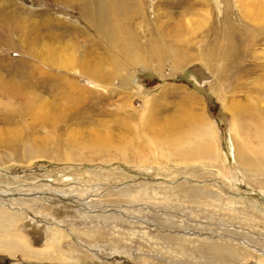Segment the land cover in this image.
Returning a JSON list of instances; mask_svg holds the SVG:
<instances>
[{"label":"rangeland","instance_id":"374dc122","mask_svg":"<svg viewBox=\"0 0 264 264\" xmlns=\"http://www.w3.org/2000/svg\"><path fill=\"white\" fill-rule=\"evenodd\" d=\"M262 159L264 0H0L1 264L75 230L90 264H264Z\"/></svg>","mask_w":264,"mask_h":264},{"label":"crops","instance_id":"0c3cea01","mask_svg":"<svg viewBox=\"0 0 264 264\" xmlns=\"http://www.w3.org/2000/svg\"><path fill=\"white\" fill-rule=\"evenodd\" d=\"M56 228V227H55ZM69 235L71 236V244L68 245L65 249L63 248H59L58 247V251L55 254V258L56 259H60V258H64L67 260L66 261H60V260H45V261H41L39 262V264H90L91 261V252L89 250H83L81 249V247L79 245L82 244H88L90 243V231H86V230H75L74 232L69 233ZM59 237V241L61 242L62 240V233L60 231V233L58 234ZM174 246H180L183 247V253H187V250L189 249L187 243H180V241L178 242V245H174ZM171 247L173 248L172 244H166L161 246V249L158 250L157 252V257L159 258L157 261V264H194L192 259L188 260L187 257L183 254V257H181L179 260L175 261L172 259L171 257V253L173 252H168ZM37 248H41L37 247ZM188 248V249H187ZM221 249H223V247L219 246L217 249L218 254H224L223 251H221ZM127 254L125 255L127 259L122 258L125 263L126 262H132L129 261L131 258H135L136 255L133 251L126 252ZM143 255V260L144 264H155L154 260L156 259V251L154 250V247L151 245H147L145 251H142L141 253ZM19 256H21V252H19L18 254ZM17 255V256H18ZM45 257V256H44ZM48 259H52V256L50 257H46ZM6 259V258H5ZM12 259V258H10ZM14 260V259H12ZM132 260V259H131ZM136 260V259H134ZM56 261V262H54ZM217 264H229V260H228V256L224 255V256H220L217 259ZM64 262V263H63ZM1 264V263H0ZM200 264H210L209 262L205 263V262H201Z\"/></svg>","mask_w":264,"mask_h":264},{"label":"bare ground","instance_id":"6f19581e","mask_svg":"<svg viewBox=\"0 0 264 264\" xmlns=\"http://www.w3.org/2000/svg\"><path fill=\"white\" fill-rule=\"evenodd\" d=\"M70 2V1H69ZM72 2V1H71ZM70 2V3H71ZM96 3V2H95ZM98 10V9H97ZM97 12V11H96ZM106 13V12H105ZM252 13V12H251ZM97 15V14H96ZM105 15V14H104ZM103 15V16H104ZM107 18V17H106ZM90 21V20H89ZM91 21H92V19H91ZM109 22V21H108ZM93 23V22H92ZM93 25V27H94V23L92 24ZM100 27V26H99ZM98 30H99V28H98ZM123 31V30H122ZM120 32V31H119ZM123 33V32H122ZM112 34V33H111ZM114 34V33H113ZM116 34V33H115ZM121 35V34H120ZM124 35V34H123ZM109 36H112V35H110L109 34ZM119 36V35H118ZM114 37V36H113ZM115 37H117V36H115ZM114 39V38H113ZM219 39V38H218ZM118 40V39H117ZM122 41V40H121ZM115 42V41H114ZM120 42V41H119ZM161 42H163V41H161ZM111 43V42H110ZM164 43V42H163ZM224 43H225V41H224ZM230 43V42H229ZM115 44V43H114ZM118 44V43H117ZM121 44V43H120ZM111 45V44H110ZM158 45V44H157ZM123 46V45H122ZM160 46H162L161 44H160ZM224 46H226V44L224 45ZM229 46V45H228ZM126 47V46H125ZM124 47V48H125ZM151 47V46H150ZM154 47V46H153ZM115 48V47H114ZM130 48V47H129ZM126 49V48H125ZM158 50H159V48H157ZM225 49V48H224ZM124 51V50H123ZM138 51V50H137ZM161 51V50H160ZM159 51V52H160ZM212 52V51H211ZM134 54H135V60H136V64H138L139 63V60H142V57H139V56H137V53H135V52H133ZM161 53V52H160ZM125 54H127V53H125ZM139 54V53H138ZM163 54V53H162ZM116 55V54H115ZM128 55L129 56H131V51H128ZM127 55V56H128ZM121 57V56H120ZM132 57V56H131ZM209 57V56H208ZM211 57V56H210ZM133 58V57H132ZM181 58V57H180ZM144 59V58H143ZM129 60V59H128ZM146 60V59H145ZM158 61V60H157ZM209 61H210V59H209ZM213 61V60H212ZM123 62V61H122ZM135 62V61H134ZM143 62V61H142ZM208 64V63H207ZM142 65H144V64H142ZM206 65V64H205ZM92 67V66H91ZM93 68V67H92ZM84 69H88V71H87V74L88 75H84L85 77H86V80L88 81V82H90V84H92L93 86L95 85L94 83H97L98 81H101L102 79H107V77H108V75L107 74H97V72L98 71H93L92 69L90 70L88 67H85ZM95 69H96V67H95ZM98 69H99V67H98ZM83 76V75H82ZM120 76V75H119ZM58 77V76H57ZM117 78L118 77V75L117 76H114V78ZM60 78H62V77H60ZM112 78V77H111ZM121 79V78H120ZM69 80V79H68ZM64 81H66V80H64ZM95 81H97V82H95ZM73 82V81H72ZM67 83V82H66ZM74 83V82H73ZM60 85V84H59ZM67 85L68 86H70V88H68V89H71L72 90V85L70 84V83H67ZM75 85V84H74ZM61 86H63V83H61ZM81 88H78V87H74V91H78V90H80ZM86 90V89H85ZM83 92V91H82ZM87 94V93H86ZM81 95V94H80ZM262 102H263V100H262ZM260 103V102H259ZM49 107V106H48ZM185 107V106H184ZM188 107V106H187ZM37 109V108H36ZM36 109H34V110H36ZM58 109V108H57ZM33 109H32V112H35ZM53 110V109H52ZM31 112V113H32ZM49 112H50V110H49ZM54 112V111H53ZM52 112V113H53ZM65 113V112H64ZM41 114H44V113H41ZM49 114V113H48ZM187 114L189 115V113H187V110L186 111H183V113H182V115H185L186 117H187ZM46 115V114H45ZM52 115V114H51ZM44 116V115H43ZM52 116H54V115H52ZM51 116V117H52ZM68 116V115H67ZM200 116V115H199ZM189 117H190V115H189ZM41 118H42V116H41ZM199 119H201L200 117H199ZM158 124V123H157ZM156 124V125H157ZM155 125V124H154ZM162 127H164V128H166L167 127V124L166 125H160L159 127H158V129L159 130H157L155 133H156V135L158 136V135H160V133H161V128ZM155 128H156V126H155ZM196 130H194V134L198 137H201L202 136V134H207V131L206 130H204V129H199V128H195ZM166 132H163V134H165L166 135V137L164 138V140H165V142L166 141H168L170 144V146H174L175 145V140H174V138H173V136H172V132L174 131H170V130H168L167 128H166ZM178 136V135H177ZM180 137V136H179ZM238 139V138H237ZM154 141V140H153ZM232 142H234V141H232ZM235 144V143H234ZM236 146H237V144H236ZM238 148H239V146H238ZM234 149V148H233ZM232 149V150H233ZM236 150V149H235ZM238 151V152H237ZM236 151V159L238 160V162H239V164L238 165H240V167L242 168V170L244 171V172H252V173H256L257 175H262L261 174V171L259 170L260 168L258 167H255V165L254 164H250V163H248V160H250V157H245V158H243L242 157V154H241V148H239L238 150ZM260 151V150H259ZM240 152V153H239ZM233 159V158H232ZM261 159V158H260ZM262 160H264V159H262ZM261 164V163H260ZM263 164V163H262ZM257 166V165H256ZM264 167V166H263ZM262 171H263V168H262ZM257 177H259V176H257ZM208 196V195H207ZM212 196V195H211ZM9 223V222H8ZM5 225V224H4ZM6 226V228H8L7 226H10V225H5ZM2 229H4V228H2ZM2 229H0V230H2ZM2 231H4V230H2ZM5 231H6V229H5ZM7 232V231H6ZM58 233H60V232H58ZM15 234V233H14ZM9 237V236H8ZM15 237H17V236H15ZM2 238V237H1ZM14 240L16 239L17 240V238H13ZM57 239H58V237H57ZM13 240V241H14ZM2 241V240H1ZM47 241V240H46ZM52 242H54V241H52ZM45 245V247L43 248V249H41V250H34V251H32L31 250V248L26 244V243H24L23 242V240L22 239H18L17 240V242H13L12 243V245H11V248L13 247V248H15V250H19V251H22V255H21V257H23L24 259H26V260H34V261H38V262H41V261H45V260H49V261H52V260H60V261H64V259H56L54 256H55V254H56V251H54V249H53V245L51 246L50 245V242H47V243H45L44 244ZM1 246H3L2 244H1ZM56 246V245H55ZM7 248H9L8 247V245L6 246ZM4 248V247H3ZM13 250V249H12ZM3 252H5L6 254H9L10 256H12V257H16V254H15V251L14 252H10V251H8V250H5V249H3V251H2V253ZM58 252V251H57ZM51 255H54V256H52V259H48V258H46V257H50ZM45 256V257H44ZM65 261H67L66 259H65ZM54 262H56V261H54ZM64 263V262H63Z\"/></svg>","mask_w":264,"mask_h":264},{"label":"flooded vegetation","instance_id":"af4514ba","mask_svg":"<svg viewBox=\"0 0 264 264\" xmlns=\"http://www.w3.org/2000/svg\"><path fill=\"white\" fill-rule=\"evenodd\" d=\"M211 114H214L211 110H209Z\"/></svg>","mask_w":264,"mask_h":264}]
</instances>
